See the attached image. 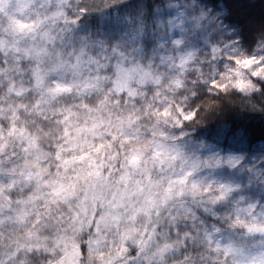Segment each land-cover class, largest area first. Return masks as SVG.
Returning a JSON list of instances; mask_svg holds the SVG:
<instances>
[{
  "label": "clouds",
  "instance_id": "9594fccd",
  "mask_svg": "<svg viewBox=\"0 0 264 264\" xmlns=\"http://www.w3.org/2000/svg\"><path fill=\"white\" fill-rule=\"evenodd\" d=\"M224 0H0V264H264V22Z\"/></svg>",
  "mask_w": 264,
  "mask_h": 264
},
{
  "label": "trees",
  "instance_id": "16d2710c",
  "mask_svg": "<svg viewBox=\"0 0 264 264\" xmlns=\"http://www.w3.org/2000/svg\"><path fill=\"white\" fill-rule=\"evenodd\" d=\"M218 5L219 0H211ZM229 9L227 21L233 26H241L246 42L251 43L252 33L261 23L246 22L245 16L240 13L244 6L251 5L259 8L264 5V0H224ZM264 18V16L261 15ZM263 22V21H262ZM203 131L211 138L224 142L225 144L257 145L264 141V117L237 109H228L222 118L207 125Z\"/></svg>",
  "mask_w": 264,
  "mask_h": 264
},
{
  "label": "rangeland",
  "instance_id": "374dc122",
  "mask_svg": "<svg viewBox=\"0 0 264 264\" xmlns=\"http://www.w3.org/2000/svg\"><path fill=\"white\" fill-rule=\"evenodd\" d=\"M240 13L245 16L246 22H258L261 20V22H264V18L261 17L264 16V5H260L259 8L251 5L244 6L240 9Z\"/></svg>",
  "mask_w": 264,
  "mask_h": 264
}]
</instances>
